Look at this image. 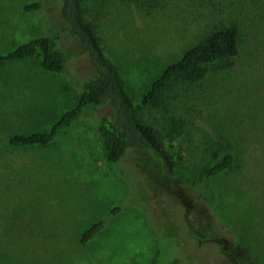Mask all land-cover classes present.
<instances>
[{
    "label": "rangeland",
    "instance_id": "1",
    "mask_svg": "<svg viewBox=\"0 0 264 264\" xmlns=\"http://www.w3.org/2000/svg\"><path fill=\"white\" fill-rule=\"evenodd\" d=\"M43 7L25 13V5ZM108 61L137 117L162 138L175 163L168 176L147 152L105 160L99 141L77 146L101 110L45 147H11V136L46 131L91 73L62 30L60 0H0V54L41 35H59L77 55L63 75L33 59L0 65V264H264V0H82ZM234 24L239 52L231 69L208 68L195 83L177 80L153 105L145 90L215 26ZM232 168L193 186L201 171ZM117 209V211H115ZM113 210V214L110 211ZM101 220L89 242L80 236Z\"/></svg>",
    "mask_w": 264,
    "mask_h": 264
},
{
    "label": "trees",
    "instance_id": "2",
    "mask_svg": "<svg viewBox=\"0 0 264 264\" xmlns=\"http://www.w3.org/2000/svg\"><path fill=\"white\" fill-rule=\"evenodd\" d=\"M42 7L43 3L34 2L25 5L23 11L32 13ZM59 10L64 25L62 30L82 48L91 73L77 85L73 104L46 131L11 136L7 145L23 148L51 145L81 118L87 108H93L102 111L98 123L91 130L75 131V145L92 147L97 139L105 160L110 164L118 163L130 151L147 152L160 163L168 176H175V163L171 153L158 132L138 119V105L129 98L118 70L108 61L96 27L85 19L82 0H60ZM239 42V31L234 24L213 27L201 43L187 49L179 60L167 65L153 79L140 104H155L177 80L188 83L201 81L211 66H217L221 70L231 69L239 52ZM75 57L77 55L72 49L61 46L59 35H41L1 53L0 65L33 59L43 72L63 75ZM233 164V156L225 154L221 160L201 171L192 185L196 186L219 176L230 170ZM113 213L111 210L110 214ZM105 224L104 220L94 223L81 234L80 244L84 245L93 239ZM231 244L241 249L249 258H253L255 264H259L257 259L251 256L248 247L236 242ZM158 254L159 250L156 251L151 264H157Z\"/></svg>",
    "mask_w": 264,
    "mask_h": 264
}]
</instances>
